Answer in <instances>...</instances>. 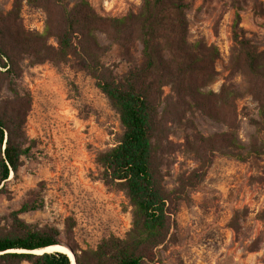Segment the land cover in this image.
<instances>
[{"label":"rangeland","instance_id":"1","mask_svg":"<svg viewBox=\"0 0 264 264\" xmlns=\"http://www.w3.org/2000/svg\"><path fill=\"white\" fill-rule=\"evenodd\" d=\"M89 1L108 17L137 12L142 5V0ZM184 1L191 40L205 39L220 49L218 75L204 90L219 91L224 82L235 84L240 92L239 139L249 144L256 137L264 147V121L260 130L252 122L260 119L258 102L247 91L244 76L230 68L237 14L245 37L264 49V0ZM12 4L13 0H0V12ZM46 18L44 9L23 1L20 19L26 29L43 31ZM98 37L108 46L101 61L118 75L140 60L137 40L123 46L106 34ZM49 42L57 44L54 37ZM18 69V76L0 74V106L7 101L22 118L16 140L25 149L17 172L0 186V231L14 215L29 223L53 225L79 254L110 235L124 236L132 226L133 206L124 189L103 179L97 161L98 154L117 144L123 133L118 110L74 57L56 65L33 63L31 56L22 54ZM172 94L166 85L164 96ZM165 125L159 133L164 148L159 172L177 213L168 240L150 264H264V152L245 161L220 152L204 160L194 149L196 136L227 127L194 103ZM196 172H204L197 185H184V179Z\"/></svg>","mask_w":264,"mask_h":264},{"label":"trees","instance_id":"2","mask_svg":"<svg viewBox=\"0 0 264 264\" xmlns=\"http://www.w3.org/2000/svg\"><path fill=\"white\" fill-rule=\"evenodd\" d=\"M23 1L13 0L11 9L0 12V67L5 69L0 74L18 76L22 54L31 56L33 63L50 61L56 65L74 57L118 110L123 126L117 144L99 153L97 161L103 168V179L126 191L133 206L132 226L124 236L110 235L96 247L81 249V254L66 237L76 264L155 262V252L168 240L177 213L176 201L160 177L159 153L161 147L164 150L160 128L164 132L165 124L179 119L194 103L227 127L222 132L196 136L198 144L194 149L204 160L220 152L245 161L264 152L258 138L249 144L239 139L240 92L236 85L224 82L219 91L204 90L218 75L215 63L219 47L205 39L191 40L184 0H142L137 12L122 17L99 14L89 0H25L45 10L47 18L41 32L24 27L20 19ZM239 22L237 14L233 25L236 50L230 68L244 76L247 91L258 102L260 119L252 122L260 130L264 121V49L251 44ZM98 33L123 46L137 40L141 44L140 60L118 75L101 61L108 46L99 41ZM51 37L56 39V45L49 42ZM166 85L173 92L167 97ZM22 124L13 106L3 101L0 186L12 172H17L25 153L16 140ZM203 176L204 172H196L184 179V185L196 186ZM57 243H63L57 227L29 223L14 215L10 225L0 231V263L72 264L70 257L59 250L32 252Z\"/></svg>","mask_w":264,"mask_h":264},{"label":"bare ground","instance_id":"3","mask_svg":"<svg viewBox=\"0 0 264 264\" xmlns=\"http://www.w3.org/2000/svg\"><path fill=\"white\" fill-rule=\"evenodd\" d=\"M54 250H59V251H62L64 253H66L70 257L72 264H76L75 255L69 250L68 247H66L65 245L60 244V243L53 244L51 246H47V247L41 248V249H35L32 252H34V253H42V252H45V251H54Z\"/></svg>","mask_w":264,"mask_h":264},{"label":"water","instance_id":"4","mask_svg":"<svg viewBox=\"0 0 264 264\" xmlns=\"http://www.w3.org/2000/svg\"><path fill=\"white\" fill-rule=\"evenodd\" d=\"M60 244H63V245H65L66 247H68L69 248V250L73 253V250H72V248H71V246L68 244V243H60ZM46 252H51V251H46ZM74 254V253H73Z\"/></svg>","mask_w":264,"mask_h":264}]
</instances>
